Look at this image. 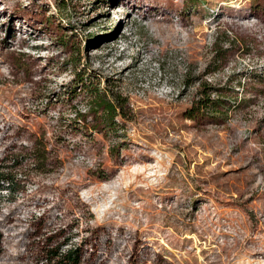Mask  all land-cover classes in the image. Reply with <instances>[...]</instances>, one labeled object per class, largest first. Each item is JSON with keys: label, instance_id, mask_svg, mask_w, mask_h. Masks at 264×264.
<instances>
[{"label": "rangeland", "instance_id": "1", "mask_svg": "<svg viewBox=\"0 0 264 264\" xmlns=\"http://www.w3.org/2000/svg\"><path fill=\"white\" fill-rule=\"evenodd\" d=\"M2 161L0 264H264V0H0Z\"/></svg>", "mask_w": 264, "mask_h": 264}, {"label": "trees", "instance_id": "2", "mask_svg": "<svg viewBox=\"0 0 264 264\" xmlns=\"http://www.w3.org/2000/svg\"><path fill=\"white\" fill-rule=\"evenodd\" d=\"M185 83L190 85L191 83L188 80H185ZM93 95L95 101L93 105L97 108H104L105 112L111 115V119L113 120L115 114H117L116 103H112L110 100L106 99L103 96V93L100 90L93 89ZM211 91H216L214 88L210 87L208 84L203 85V91L201 90L199 94V99L196 103L198 107V111L201 113L210 111L217 107L218 104L221 103V100H213L211 99ZM73 96H71L72 98ZM75 97V96H74ZM120 100H117V103ZM15 166L19 165L18 158L15 157ZM0 163V191L2 188L13 189V186L16 184V174L9 171L11 167L3 163ZM0 242H1V235H0ZM48 254H50L51 261L58 259L55 264H80V257L78 248L70 249L65 254H62L60 246H57L51 250H49Z\"/></svg>", "mask_w": 264, "mask_h": 264}]
</instances>
